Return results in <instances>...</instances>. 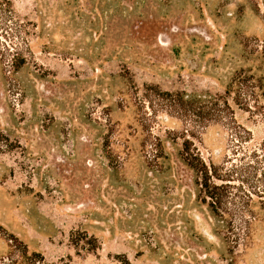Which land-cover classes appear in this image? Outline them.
I'll use <instances>...</instances> for the list:
<instances>
[{"label":"rangeland","instance_id":"1","mask_svg":"<svg viewBox=\"0 0 264 264\" xmlns=\"http://www.w3.org/2000/svg\"><path fill=\"white\" fill-rule=\"evenodd\" d=\"M241 70L264 83V0H0V264H264L252 184L223 219L180 157L194 131L224 161L228 126L163 94ZM229 102L263 142L264 108Z\"/></svg>","mask_w":264,"mask_h":264},{"label":"trees","instance_id":"2","mask_svg":"<svg viewBox=\"0 0 264 264\" xmlns=\"http://www.w3.org/2000/svg\"><path fill=\"white\" fill-rule=\"evenodd\" d=\"M163 94L175 96L176 104L185 107L188 118L193 119V116L198 114L204 118L208 117L210 121L216 120L223 123L229 128L233 147L231 153H228L222 162L207 160L202 156L191 137L196 136L194 131H191V135H184L180 149V157L195 174L203 200L208 203L215 216L226 219L227 215H230L226 211L229 199L240 197L232 190L235 186L233 183L237 181L240 185L250 183L253 188L242 190L251 200L244 205L248 214L244 222L250 226L258 219L262 211L264 216V141L253 143L251 130L237 121L233 105L229 102V96H232L236 104L252 113L263 109V104L259 103V98H264L262 78L256 79L254 75L241 70L233 76L224 95L206 99L187 98L180 92H164ZM250 97H253L254 105H251ZM254 194L257 195L258 200L252 196ZM256 201L260 203L258 210L255 209ZM241 209L243 210V207ZM234 224V218L231 217L228 225L234 226ZM123 260L125 264H131L127 257Z\"/></svg>","mask_w":264,"mask_h":264}]
</instances>
